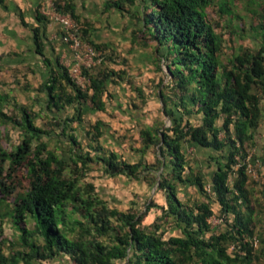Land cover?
I'll return each instance as SVG.
<instances>
[{
  "label": "trees",
  "instance_id": "obj_1",
  "mask_svg": "<svg viewBox=\"0 0 264 264\" xmlns=\"http://www.w3.org/2000/svg\"><path fill=\"white\" fill-rule=\"evenodd\" d=\"M213 1L105 2L106 12L128 6V13L141 25L140 31L157 42V60L167 68L169 93L162 91L160 96L171 126H151L140 131L144 144L141 152L158 146L156 164L149 165L141 159L129 163L115 152L92 158L89 153L79 151L81 145L75 135H70L72 155L60 156L45 141L51 132L37 126L34 115L24 106L18 107L17 115L10 114L5 110L9 97L0 94V127L12 125L22 134L21 143L13 151L8 152L0 145V193L6 197L12 194L7 180L12 179L18 167L24 166L30 179V187L16 197L8 213L20 232V249L7 255L0 244V264H35L62 255L76 264H252L249 242L242 246L245 254L229 252L227 244L242 245L245 235L252 237L253 233L250 218L241 209L249 204L247 163L240 164L238 158L246 160V145L255 143L264 115V40L254 48L239 46L235 54L223 59L222 36L206 14ZM56 4L79 22L71 3ZM220 10L227 13L226 5ZM37 19L47 20L42 15ZM90 29V25L86 29L82 25V41L102 50L104 46L91 39ZM33 32L36 52L43 56L40 28ZM45 62L50 72L39 91L45 93L49 110L75 109V115L65 123L77 121L81 125L88 103L91 110H106L104 96L116 72L104 69L93 74L95 68L84 70L89 84L82 88L60 60H56L54 68L49 59ZM191 115L200 116L201 122L192 123ZM218 119L222 120L221 126ZM101 125L97 121L92 126L96 151L103 150L98 140ZM186 145L220 153L217 157L209 156L215 164L210 192L201 172L186 174L187 169L191 170ZM94 160L102 163L104 174L110 177L139 180L145 175L155 176L167 199L168 206L162 207L163 212L173 218L180 235L164 239L157 229L143 227V220L153 207L149 204L145 211L120 212L95 193L93 184H87V190L80 186L78 172L82 168L89 170ZM179 185L195 187L206 200L183 202L178 197ZM212 201L219 204L224 216L232 215L234 220L227 232L207 237L212 230L209 223L214 215ZM28 222L33 224L32 228H27Z\"/></svg>",
  "mask_w": 264,
  "mask_h": 264
},
{
  "label": "rangeland",
  "instance_id": "obj_2",
  "mask_svg": "<svg viewBox=\"0 0 264 264\" xmlns=\"http://www.w3.org/2000/svg\"><path fill=\"white\" fill-rule=\"evenodd\" d=\"M69 1L55 0L62 4ZM71 1L78 7L76 15L79 22L85 29L90 25V33L96 32L99 38L96 43L104 46L101 50L103 64L92 73L97 74L101 70L109 69L117 74L107 85V93L104 96L106 110H91V104H86L81 125L77 121L65 123L67 118L75 115L73 107H65L61 111L54 108L49 110L46 107L45 93L39 91L41 84L47 80L41 71L43 66L37 59L38 55L28 50L31 28L12 24L13 22L10 24V30L24 40L25 49L19 57L24 59L23 62H18L16 54L21 50H14V42L4 35L7 28L0 24V94L9 97L5 110L17 115L19 106L26 107L34 115L35 124L51 132L45 141L48 142L49 149L60 156L65 155L68 158L72 155L70 135H75L81 145L79 151L83 154L89 153L92 158L98 154L115 152L129 163L141 159L146 164H156L159 156L158 146H151L145 152H141L144 144L140 131L151 126L155 128L171 126V119L163 112L164 104L160 96L162 91L164 94L169 93L166 86L170 79L166 76L167 68L164 62L160 65L157 60V42L149 34L140 31L141 25L128 13V6L124 10L113 8L106 12L105 2L114 0ZM223 4L226 5L227 13H221L220 7ZM206 14L215 31L222 36L223 59L235 54L239 46L254 48L256 43L264 40V0H214L212 5L206 8ZM26 21L31 24L29 16H26ZM47 32L48 35L58 34L57 37L60 39L62 28L56 23L49 22ZM82 37L86 39V35L82 34ZM60 48L62 49L60 61L71 60V50L67 47ZM71 77L82 88L89 84L87 78L73 72ZM189 118L194 124L201 122L198 115H191ZM97 121L102 122V134L98 140L103 150L99 151L95 150L97 143L93 139L92 130ZM217 124L221 126L222 120L218 119ZM0 131L2 149L11 152L21 143L22 134L19 128L2 125ZM220 137L222 138L223 134ZM245 149L246 160L238 158V162L247 163L246 190L249 204L248 207L244 206L241 209L250 218L253 233L252 237L245 235L242 245L239 242H228L227 246L229 252H234L235 249H230L233 244L238 247L239 243L241 250H245L242 246L249 242L252 264H264V115L255 143L246 145ZM185 154L191 167V170L187 169L186 174L194 175L201 172L210 192V177L215 164L209 156L212 154L217 157L220 153H209L207 149L186 145ZM221 160L225 162L224 159ZM88 168L87 171L82 168L78 172L79 185L85 190L87 184H93L95 193L110 208L120 212L145 211L146 205L149 204L153 207L145 216L142 226L150 230L157 229L164 239L180 235L173 218H168L163 212L162 207L168 206L167 199L164 191L159 189L155 176L145 175L146 177L139 180L126 176L110 177L104 174L102 163L95 160ZM7 181L13 192L7 197L0 193V244L8 255L13 249H20V232L8 213L13 208L16 197L30 187V179L26 168L22 166L18 167L12 179ZM178 197L188 204L206 200L195 187L182 185L178 186ZM211 204L214 215L209 219L212 230L207 237L227 232L234 220L232 215L224 216L217 202L212 201ZM26 226L32 228L33 224L28 222ZM254 239L258 241L257 247L252 245ZM35 264L76 263L62 255L44 262L35 261Z\"/></svg>",
  "mask_w": 264,
  "mask_h": 264
},
{
  "label": "crops",
  "instance_id": "obj_3",
  "mask_svg": "<svg viewBox=\"0 0 264 264\" xmlns=\"http://www.w3.org/2000/svg\"><path fill=\"white\" fill-rule=\"evenodd\" d=\"M69 3L73 5L75 9V13L78 15L77 5H75L74 2L72 3L71 0L69 1ZM39 5H40V0H0V24L1 26L7 28V32H5L4 35L7 38H9V40L14 42V50L17 51L21 50L19 51V54H16L19 60L18 62H23L24 60L22 58H19L25 49L23 43L24 40L16 36L17 34L14 33L13 30H10L11 29L10 24L13 22L12 24L16 23V24H20L21 26H27L31 28V34H29V41H28V45H29L28 50L38 55L37 59H39L41 65L43 66L41 71L44 72L45 77L48 78L50 68L48 67V65H46L45 59H49L53 63L52 68H54L56 60H60L59 59L61 55L60 53L62 52V49L60 47L68 48V46L61 41V38L59 39V37H57L58 34L48 35L47 25L50 21L48 20L39 21L37 19V17L40 16L38 15ZM26 16L30 17L31 24H29L26 21ZM36 28H40L39 34L42 37L41 41L43 46L42 48L43 56L36 52V44H35L34 32H33V30ZM90 35H91L90 36L91 39L97 42L99 38L96 35V32H92L90 33Z\"/></svg>",
  "mask_w": 264,
  "mask_h": 264
},
{
  "label": "built area",
  "instance_id": "obj_4",
  "mask_svg": "<svg viewBox=\"0 0 264 264\" xmlns=\"http://www.w3.org/2000/svg\"><path fill=\"white\" fill-rule=\"evenodd\" d=\"M38 10L48 21L56 23L62 28L61 41L71 50L72 59L64 60L61 63L68 69L70 75L73 72L76 75L84 77V70H92L102 64L103 52L82 41V24L69 12L60 10L55 0H40ZM252 245L257 247L258 241L254 239ZM230 249H235L234 252L245 254L241 250L239 243L238 247L233 244Z\"/></svg>",
  "mask_w": 264,
  "mask_h": 264
}]
</instances>
